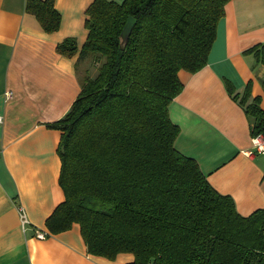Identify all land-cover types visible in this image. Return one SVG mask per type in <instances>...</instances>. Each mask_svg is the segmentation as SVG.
<instances>
[{"label": "trees", "instance_id": "1", "mask_svg": "<svg viewBox=\"0 0 264 264\" xmlns=\"http://www.w3.org/2000/svg\"><path fill=\"white\" fill-rule=\"evenodd\" d=\"M230 0H93L79 58L94 76L67 113L47 123L61 131L59 182L65 199L46 220L50 233L74 223L89 254L124 264H264V207L241 214L217 191L198 161L176 147L180 126L170 116L183 90L179 71L206 66ZM40 28H60L55 0H26ZM126 25L128 34L124 36ZM56 51L72 57L74 37ZM264 64V42L244 51ZM251 136L264 135V109L251 82L240 95Z\"/></svg>", "mask_w": 264, "mask_h": 264}, {"label": "crops", "instance_id": "2", "mask_svg": "<svg viewBox=\"0 0 264 264\" xmlns=\"http://www.w3.org/2000/svg\"><path fill=\"white\" fill-rule=\"evenodd\" d=\"M122 1V0H114ZM93 0H55L60 28L44 32L26 12V0H0V264H124L88 253L80 226L52 234L46 220L65 199L59 182L61 131L47 123L63 117L81 90L79 52L86 10ZM74 37L78 51L66 57L56 45ZM264 42V0H230L208 63L196 73L179 71L183 90L170 105L181 128L176 147L195 158L210 184L229 194L247 215L264 207V154L251 152L250 121L228 92L251 82L264 109V64L244 51ZM28 220L22 221V210ZM37 230L48 236L39 238Z\"/></svg>", "mask_w": 264, "mask_h": 264}, {"label": "built area", "instance_id": "3", "mask_svg": "<svg viewBox=\"0 0 264 264\" xmlns=\"http://www.w3.org/2000/svg\"><path fill=\"white\" fill-rule=\"evenodd\" d=\"M0 122H2V117H0ZM251 141H252L251 152L264 154V135L261 133L254 135L252 136ZM21 210H22V214H21L22 221L24 224H27L28 220L26 219L22 208ZM36 235L39 238H45L48 236V233L46 231L37 230Z\"/></svg>", "mask_w": 264, "mask_h": 264}, {"label": "rangeland", "instance_id": "4", "mask_svg": "<svg viewBox=\"0 0 264 264\" xmlns=\"http://www.w3.org/2000/svg\"><path fill=\"white\" fill-rule=\"evenodd\" d=\"M88 71L90 75L94 76L97 72V69L96 66L94 67L92 65L91 58L85 57L78 62V73L80 75V78L85 77Z\"/></svg>", "mask_w": 264, "mask_h": 264}, {"label": "water", "instance_id": "5", "mask_svg": "<svg viewBox=\"0 0 264 264\" xmlns=\"http://www.w3.org/2000/svg\"><path fill=\"white\" fill-rule=\"evenodd\" d=\"M128 30H129V25H126L125 30H124V33H123L125 37L128 34Z\"/></svg>", "mask_w": 264, "mask_h": 264}]
</instances>
